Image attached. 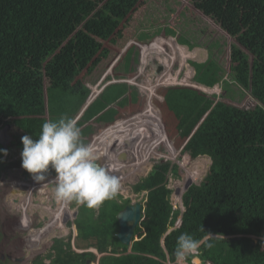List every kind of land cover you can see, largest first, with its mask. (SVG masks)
<instances>
[{"label": "trees", "instance_id": "obj_1", "mask_svg": "<svg viewBox=\"0 0 264 264\" xmlns=\"http://www.w3.org/2000/svg\"><path fill=\"white\" fill-rule=\"evenodd\" d=\"M168 1L163 3L167 5ZM190 2L233 39L225 79V69L218 63L225 52L222 36L211 38L206 32L187 36L191 40L185 35L184 39L177 36L179 44L192 43V47H202L209 54L204 65L196 63L195 79L208 87L223 82V97L231 101L240 102L249 92L255 103L242 108L212 101L205 106L206 116L200 114L183 137L188 139L181 153L192 159L207 156L212 160L206 177L184 193L183 212L171 205L173 191L168 187L170 176L179 178L178 165L157 163L147 177L133 186L134 192L146 191V195L142 199V218L135 229L138 239H133L130 247L116 237V216L130 204V199L117 195L96 209L72 202V206H78V214L69 226L76 227L77 247L85 252H75L70 239H55L51 248L54 253L47 256L50 264H91L96 260L98 264H173L176 239L185 232L197 239L206 233L221 235L212 241L213 247L201 245L198 257L204 262L264 264V248L255 245L252 238L264 237V0ZM139 3L140 0H0V127L9 126L4 145L0 144V149L8 152L7 156L0 154L1 166H21V158L8 161L16 151L21 154L24 135L35 139L45 121L62 115L74 118L81 111L91 93L87 83L96 84L102 78L105 69L102 73L97 70L110 58L111 50L104 43L122 46L128 40L124 29ZM204 35L208 41L202 40L209 46H197ZM130 53L127 51L115 66V79H126L129 72L123 67H129ZM110 79L111 76L106 80ZM135 87L111 84L89 106L78 122L85 144L93 133L92 126L86 123L111 104L124 106L129 98L139 101ZM187 89L179 104L195 99L192 89ZM146 117L149 122L144 125V134L153 140L156 150L166 148L167 123L161 127L160 113L152 105ZM150 121L156 126L153 131ZM128 122L110 126L127 129ZM112 130H104L101 137ZM54 176L50 170L48 178ZM180 216L181 226L174 228ZM170 228L173 229L169 231ZM91 248L103 256L97 259L96 254L86 251ZM33 264L45 263L41 259Z\"/></svg>", "mask_w": 264, "mask_h": 264}, {"label": "rangeland", "instance_id": "obj_2", "mask_svg": "<svg viewBox=\"0 0 264 264\" xmlns=\"http://www.w3.org/2000/svg\"><path fill=\"white\" fill-rule=\"evenodd\" d=\"M164 0H140V3L138 4L137 10L135 13L131 14V22L128 24V26L124 29V33L128 37V40L122 45V46H116L111 45L108 41L104 43L105 47L111 50L110 58L103 62L101 64V67H99L98 71L104 70V72L101 74L102 78H105V80L111 76L112 78L115 77L113 73V66H116L118 62L122 59V57L125 56L127 51H130V61H129V67L126 65L124 70L129 72L126 76L127 79L125 80H132L135 79L136 76H139L137 81H135V84H132L136 86L135 88L138 89L139 93V101L132 102L129 98V102H127L124 106L120 105L118 103L111 104L107 108V110L104 111L103 117L100 118V122L97 123L94 120H92L88 125L92 126L93 133L88 139V145H91L93 148L94 154L97 156L99 162L107 168L110 163H112L114 170L112 168L108 169L110 173H117L119 178H123L121 180V188L118 193V195L122 196L124 199L128 198L131 200V202H142V194L134 193L132 190V187L134 183L136 184L140 178H145L148 173L152 170V168L157 163H176L178 165V173L179 178H175L173 176H170L169 178V185L168 187L172 189V195H171V205L174 209H179L181 212L184 211V206L182 202V197L184 193L188 190L189 186L192 184H200V182L206 177L212 160L207 156H200L196 159H192L189 154H183L181 153V149L184 147L185 143L187 142V139H183L184 136H187L189 130L193 126V123L198 119V116L202 114L203 118L206 116L205 106L211 104V102L221 100L223 102H226L228 104H232L235 106H239L242 108H248L252 106L255 101L251 98L249 92H246L247 95L243 98L242 101L236 102L229 100L226 96L223 97V89H222V83H216L214 86H200L199 81H197L195 78V69L192 68V63H194V67L196 66V63H199L202 58L196 60L194 58H191L190 61L188 57H185V55H181V51H179V46L177 43V36L179 37L182 35V39H184V35L186 36V39H190L187 36L193 37L194 33H197L199 36V32H206L207 35H210L211 38L213 37H220L222 39V43L225 46V52L220 55L218 63L221 64L225 69V76L226 79L228 76L230 69V46L233 42V39L228 36L225 32L221 30V28L216 25L210 18L203 16L198 10L194 8L190 0H169L167 2V5L163 3ZM141 24V25H140ZM144 24V25H143ZM149 24H152L153 26L150 27ZM175 30V33H170L168 30ZM204 37L200 39V41L197 44V46H205L208 47L209 44L203 42L202 39L208 41ZM163 42H162V41ZM165 42V44H164ZM160 45L162 46L166 53L160 54L161 47L155 46ZM180 44L182 47H186L188 50L196 51L194 47L191 46V44L188 43H182L180 41ZM154 45L153 48H149L147 46ZM170 48H169V47ZM172 46L175 47V49H172ZM190 46V47H189ZM147 47V54L144 52L145 48ZM155 47V49H154ZM159 47V48H158ZM156 48L158 50H156ZM168 48V49H167ZM154 49V50H153ZM162 51V50H161ZM186 52V50H185ZM180 53V54H179ZM200 56V55H199ZM160 57L162 62H160ZM185 57V58H184ZM177 60L173 62V60ZM209 54L208 57L203 62V65L209 60ZM199 61V62H198ZM166 62V63H165ZM167 62H171V65L173 66V74L172 79L161 80V75H165L166 65H168ZM165 63V64H164ZM184 63L183 66L181 64ZM187 64V67H184ZM201 64V63H199ZM161 68V72L160 68ZM213 70V69H212ZM216 70H214L215 72ZM159 73V74H158ZM197 73V70H196ZM84 73H82L83 75ZM82 75L80 76L82 78ZM104 76V77H103ZM167 77V76H166ZM101 78V79H102ZM96 82V84L87 83V86L91 89V93L93 96L90 98L89 102L93 100L95 95L100 94L104 83L105 84H112L111 81L106 80V82H103L101 86H99V83L101 81ZM160 79V80H157ZM113 80V79H111ZM117 83L116 81H114ZM119 83V82H118ZM139 84V86L137 85ZM145 87L152 88L153 93L155 95L148 93V91L145 90ZM134 88V89H135ZM187 88H191L192 91L195 93L194 100L190 102L189 104H179L178 100L180 96H182L184 91L188 90ZM183 93V94H182ZM181 94V95H180ZM150 104L154 107L156 111L160 113L161 121L159 124L163 127L164 123H167L168 127L164 129V132H167L168 135V141L167 144H163L166 146V148H162V146L158 150H154L150 156H146V159L148 158L147 163H140L139 166H142L141 171H136L135 174H133L130 178L125 179V175L132 170L136 169V162L133 161V156H130L127 160L118 159V162L116 159L112 158L111 156H107V153L109 154L110 150L106 148L104 151L102 150H95V148L102 147L101 141L99 140L98 134L101 130V128L104 126V121H107L105 119L106 115L114 116L118 115L117 119L118 121H129L127 125L129 127L127 129H121L118 130V128H114L110 132V134L114 135L118 133L119 138H123L124 136L121 135L122 133H127L125 137L130 136L129 135V128L132 127L135 128L134 131L138 132V127L136 128L134 126V123L139 126H148L147 117H141L138 121L136 117L140 114H144L147 110H149ZM140 115V116H142ZM144 116V115H143ZM81 119L77 120V123L80 122ZM95 122V123H94ZM115 122V121H114ZM113 122V123H114ZM149 125L152 128V131L154 130L153 122L150 121ZM86 125V124H85ZM145 125V126H144ZM1 128V127H0ZM103 131V129L101 130ZM141 135L138 136V133L136 134V137L139 138H145L149 140V138L142 132L139 131ZM152 133V132H151ZM165 134V133H164ZM111 137V136H110ZM109 137V138H110ZM108 138V139H109ZM118 138V141H121ZM153 141V140H152ZM150 141H146V144L141 146L139 149L146 148ZM136 143L133 141L131 144V147L133 149V152L136 150ZM169 145V148L167 147ZM138 149V148H137ZM103 152V154H101ZM146 153L148 151H145ZM136 154V153H134ZM15 156L17 159L21 158L19 156L20 154L17 153ZM106 160L103 159L106 157ZM116 156V155H114ZM143 158V157H141ZM123 162V163H121ZM145 162V160H144ZM123 165H125L123 167ZM16 164H8L5 167H1L0 165V186L1 184H5V187L0 188V193L2 192L3 188L7 190L8 194L5 199L3 198V195H0V199H2L3 203L6 201V209L9 212V216L12 218H18L19 221L23 217V212L21 211V207L29 205L30 208L28 209V219L32 221V224L28 230V235L33 234L35 228L41 227V229H50V227H57V225L52 223H57L56 220V209L60 205V203L55 199L54 193H53V186L48 187L47 192H44L45 190L38 193V190H33L32 193L29 191H25V189H19L12 187V184L9 179L8 172H12L11 175L13 178L18 176L19 171L21 169H16ZM19 166V165H18ZM14 168V169H12ZM16 171V172H15ZM23 176L18 177L17 180H22ZM36 181H33L31 186L35 184ZM12 189H14V192L17 190L18 193H20L21 197L26 198L29 196V198L24 202L22 201L19 204V207L12 208L9 203H14L15 197H12V200H10L9 193L12 192ZM41 189V187L39 188ZM17 193V192H16ZM14 195V193H13ZM1 201V200H0ZM35 208H34V207ZM36 206L39 207V209L47 208L48 212L45 215H41V211L36 209ZM53 207L50 210V207ZM79 206V205H78ZM78 206H72V202L67 204V211L64 209L66 208L61 205V208H63L62 213L60 215L61 219L64 221L65 231L63 234L50 237V239L45 240L44 232H42L41 229H38L39 235L36 237V243H40L41 247L37 248L35 246V241L33 239H30L29 243L24 245L23 249L24 255H21L19 253L11 252L7 253L6 246H3L2 249L5 253H3V256L6 258V261L2 264H15L19 263V259L21 257L25 256L26 263L27 264H33L36 260L45 259L44 256L47 255L50 252V247L53 243L54 239L61 238L65 242H67L69 239L72 243V248L77 253L85 252V249H79L77 247L76 239L74 240V237L77 234V230L75 226L69 227L68 223L73 222L74 219H76V213L78 210ZM3 210L2 205H0V212ZM55 216V220L52 222L49 216ZM30 222V221H29ZM178 223H180V218L177 219L176 225L174 227H179ZM30 225V223H28ZM48 224V225H47ZM47 225V226H46ZM54 227V228H55ZM12 230L18 231V234H15L14 231L11 232V236L8 237V239H13L14 237L22 238L23 234L19 231V226H15L14 224L10 227ZM172 229V228H170ZM43 234V238L42 234ZM57 233V232H56ZM254 240L255 245L260 246L262 242V238L264 237H252ZM23 239V238H22ZM40 239L42 242H39ZM134 239H138V236L135 235ZM24 243V241H23ZM12 244L14 245V242L12 240ZM32 249V250H31ZM95 253V249H90ZM50 254L54 253V250H51ZM89 251V250H86ZM97 255V259L102 257L103 255L98 253L96 251L95 253ZM41 257V258H40ZM49 259L45 260V263H48ZM91 264H98L97 260L95 262H92Z\"/></svg>", "mask_w": 264, "mask_h": 264}, {"label": "clouds", "instance_id": "obj_3", "mask_svg": "<svg viewBox=\"0 0 264 264\" xmlns=\"http://www.w3.org/2000/svg\"><path fill=\"white\" fill-rule=\"evenodd\" d=\"M176 44L179 46L178 49L179 51L183 50L182 51L183 53L181 52V55L190 54L188 56L189 60L187 61H190L191 58L196 59V56L192 55V53H194L195 51H192L190 49L188 50L186 47H182V45L179 44L178 42ZM154 45L160 46L156 44ZM162 49L164 48L162 47ZM184 50H186V52H184ZM114 67L115 66H113V68ZM191 67L195 69L194 66ZM195 76H196V69H195ZM111 79L115 80L114 77L113 78L111 77ZM111 79L109 81H111L112 84H115V82ZM104 80L105 78L101 79L100 85L103 84ZM116 82L118 83L119 81ZM119 83H127V82L120 81ZM127 84L132 85L135 83L131 84L129 82ZM109 85L111 84L108 85L106 84L104 89ZM199 85L202 86L203 84L199 83ZM104 89L100 92L99 96L102 94ZM90 97H91V93L87 98V100L85 101V103L88 102L89 106L99 98L98 96H96L93 98V100L89 102ZM79 113L74 118L69 117L67 115H62L56 120L45 121L41 126V131L38 137L35 139L33 138L32 135H24L22 137L23 148L21 152V159H22L21 166L24 169V175L22 180H17L16 182L13 183V186H15V188H19L23 190L25 189L27 192L31 190L32 192L33 190H37L36 189L37 187L38 188L41 187L42 190H45L44 189L45 187L43 188L44 185H47L46 188L52 187L54 185L52 190L54 193V197L58 202H62L64 204L75 202L76 204L83 205L88 209H96L99 206H101L105 201L112 200L117 197L121 188L120 178L116 175L111 174L108 171V169L99 162L97 156L93 152L92 146L85 144L82 141L81 129L78 126L77 120L82 119V116L84 114L82 116H78ZM103 113L104 111L99 116L94 117L92 120L99 123L100 118L103 117L104 115ZM117 116L118 115H114V116L106 115L105 119L107 121L104 122L108 124H104V126L101 128V130L103 129V131L100 130L99 134L102 135L104 130L113 129V127L110 126V124L116 123V126L119 125L121 121L120 120L118 121ZM2 128L4 127H1L0 130ZM134 129L135 128H133L131 125V127L129 128L130 136L123 138L118 137L124 143H119V145L117 146L114 152L116 156L113 157L111 155L112 151L109 154L107 153V156L108 157L111 156L112 158L116 159L118 155V159H123V160H127L130 156H133V161L137 163L135 171H138L142 169V166H139L140 163H147L148 158L145 159L143 157L145 152L143 149L145 148L139 149L138 147L139 149L138 154H134L135 152H133V149H131L130 145L133 143L131 142L133 133L135 135L137 133L138 135H141L139 131L135 132ZM121 147H123V149H121ZM123 153L126 155L125 158L120 156ZM0 154L7 156L8 152L5 149H0ZM8 162L11 163L12 160L10 161L9 159ZM16 167L21 168L20 166H16ZM50 170L55 173V176L53 178H48V173ZM25 171L28 172L29 174H26ZM130 172L132 173L129 174ZM133 172L134 170L129 171L128 175L131 176ZM26 175L28 176V179H25ZM33 181H36V183L32 185L34 186V188H32V186L31 187L29 186V184L30 183L32 184ZM142 192H144V196H145L146 191H142ZM142 192H140L139 194H141ZM144 196H142V199ZM14 197H15L14 199L15 206L19 205L22 201L25 202L29 198V196L26 198L21 197L20 193H18L17 190L14 192ZM179 218H180V225H179L180 227L181 216ZM29 221H30V225H29L30 228L32 221L30 219ZM38 229H41V227L35 228L33 232L35 233V231ZM172 229H169V231ZM28 230H23L21 227L19 228V231L23 234L24 239L34 240L35 235L32 236L28 235L29 234ZM202 231L204 230L202 229ZM219 236L221 235L213 236L210 233H206V236L204 238L197 239L193 235L187 232L181 233L176 239L175 249L173 253L174 264H187L189 257L197 253L200 250L201 245H204L207 248H211L214 246L212 241H214ZM40 242H42L41 239ZM261 248H264V238H262ZM88 250L89 252L94 253L90 249ZM94 251L96 253L97 250L95 249ZM198 255L199 253L197 255H193L191 260L194 259L197 262H202L203 264H205V262L202 261L198 257Z\"/></svg>", "mask_w": 264, "mask_h": 264}, {"label": "flooded vegetation", "instance_id": "obj_4", "mask_svg": "<svg viewBox=\"0 0 264 264\" xmlns=\"http://www.w3.org/2000/svg\"><path fill=\"white\" fill-rule=\"evenodd\" d=\"M130 93V92H129ZM131 100V99H130ZM132 101V100H131ZM121 157H123V158H125L126 157V155L123 153V154H121L120 155ZM116 160H118V155H117V157H116ZM121 163H123V162H121ZM125 165H123V167H124ZM21 168H22V166H20ZM15 168H16V166H15ZM107 168L108 169H110L109 168V166H107ZM115 169V168H114ZM114 169H112V170H114ZM111 174H113V175H116V176H118V174L117 173H111ZM149 174V173H148ZM131 176L130 175H128V173L125 175V179H127V178H130ZM147 177V176H146ZM142 178H140L139 180H138V182L141 180ZM121 180H123V178H120V181ZM137 182V183H138ZM136 183V184H137ZM11 184L13 185V183L11 182ZM135 183H134V185H136ZM2 185H4V184H1V186H0V188L2 187ZM133 185V186H134ZM132 190H133V187H132ZM26 191V190H25ZM134 192V191H133ZM13 193H14V189H12V192H10L9 193V195H10V200H12V197H14V195H13ZM134 193H136V192H134ZM7 194H8V192H7V190L6 189H4L3 188V190H2V192L0 193V195H3V198L5 199V197H7ZM137 194H139V193H137ZM142 194V196H144V192H142L141 193ZM124 199V198H123ZM126 199H128V198H126ZM125 199V200H126ZM1 201H0V205H2V208H3V210L0 212V264H2L3 262H5L6 261V258L3 256V253H5L4 252V250L2 249V247L3 246H6V248H7V253H11V252H17V253H19V254H21V255H24V251H23V249H25L24 248V245H26V244H28L29 243V241H30V239H24V237H22V238H20V237H18V238H16V237H14L13 239H8V237H7V235L10 237L11 236V232L12 231H14L15 232V234H18V231H16V229L15 230H12L10 227L14 224L15 226H19V224L21 225V226H19V228L21 227L23 230H28V228H29V224L28 223H30L29 222V219H28V209L30 208V206L29 205H27V208H22L21 207V211L23 212V217L21 218V220L19 221V219L18 218H12L11 216H9V212H8V210L6 209V204L5 203H7L6 201H4V203H3V201H2V199H0ZM60 203V205L58 206V209H57V211H56V213H55V215L57 214V212L59 211V210H63V208H60V206L62 205L63 207H65V205H66V208H64L66 211H67V204H64V203H62V202H59ZM9 205L12 207V208H17V207H19V205H16L15 206V202L14 203H9ZM79 205V204H78ZM77 207V206H76ZM35 208V207H34ZM53 207L51 206L50 207V210L52 209ZM36 209H38L37 207H36ZM54 209V208H53ZM41 211V215H45L47 212H48V209L47 208H44V209H42V210H40ZM77 214H78V210H77V213H76V217H77ZM49 218L50 219H53V220H51L52 222L54 221V219H55V216H49ZM75 220V219H74ZM74 222V221H73ZM72 222V223H73ZM56 225H57V227H52V228H50V229H48V230H46V229H44V230H42V232H44L45 234H47L45 237V240L47 239H50V237H54L55 235H56V233H54L53 231L54 230H57V231H65V227H64V222L63 223H61V222H58V223H56ZM42 234V233H41ZM32 235H35L34 236V241H35V243H36V237L39 235V231H35V233H33V234H31V236ZM60 235V234H59ZM57 236V235H56ZM41 239H44L43 238V234H42V237H41ZM12 240H13V242H14V245L12 244ZM23 241H24V243H23ZM40 242V241H39ZM53 244H54V240H53V243H52V245H51V247L50 248H52V246H53ZM35 246L37 247V248H40L41 247V245H40V243H36L35 244ZM26 250V249H25ZM32 250V249H31ZM50 252H52L51 251V249H50ZM50 252L47 254V255H45L44 256V258L45 259H43V261H44V263H45V260H47V259H49V258H47V256L50 254ZM41 258V257H40ZM42 259V258H41ZM40 259V260H41ZM26 258H25V256H23V257H21V259H19V263H15V264H27L26 263ZM45 264H50V259H49V262L48 263H45Z\"/></svg>", "mask_w": 264, "mask_h": 264}, {"label": "water", "instance_id": "obj_5", "mask_svg": "<svg viewBox=\"0 0 264 264\" xmlns=\"http://www.w3.org/2000/svg\"><path fill=\"white\" fill-rule=\"evenodd\" d=\"M125 82L129 83V81H125ZM88 107H89L88 102L84 103L83 108L78 116H82ZM8 129L9 126H5L0 130L1 145H4L5 138L7 137L8 134ZM135 139L138 140L141 139V137L137 138L136 135L133 133L131 142L135 141ZM118 145H119L118 142L114 138L108 139V142L106 143V147L110 150L109 152L112 151L111 155H115L114 152ZM121 149H123V147H121ZM112 165L113 164L110 163V168L113 169L114 167ZM25 179H28L27 175L25 176ZM142 208H143V204L141 202H131L130 204L126 205V207L122 211H120L116 216L117 221L119 223V230L116 233V237L121 244L127 247H130L132 245V240L135 238V229L140 223L142 218V213H143Z\"/></svg>", "mask_w": 264, "mask_h": 264}, {"label": "bare ground", "instance_id": "obj_6", "mask_svg": "<svg viewBox=\"0 0 264 264\" xmlns=\"http://www.w3.org/2000/svg\"><path fill=\"white\" fill-rule=\"evenodd\" d=\"M161 41H162V40H161ZM162 42H163V41H162ZM164 44H165V43H164ZM158 48H159V47H158ZM172 49L174 50L175 47L172 46ZM200 53H201V52H200L199 50H196L194 53H192V55H195V56H196V59H200V56H199ZM184 55H185V57H188L190 54H184ZM185 57H184V58H185ZM150 106H151V104H150ZM150 106H149V108H150ZM148 111H149V110H147V111L143 114L144 116L141 114V115H142L141 117H146ZM141 117H140V118H141ZM140 118H139V119H140ZM134 126H135V123H134ZM135 127H136V126H135ZM137 127H138L139 131H142V132L144 133V127H143V126H140V125H139V126H137ZM137 127H136V128H137ZM20 134H21V133H20ZM20 134H19V135H20ZM126 134H127V133L125 132V133H122L121 135H123V136L125 137ZM19 135H18V136H19ZM110 136H111V137H110ZM109 137H110V138H114V139L118 142V144H119V143H124L123 141H118V133H116V134H114V135H112V134L109 133V134H107L106 136H103V137H101V138L99 139V140H102V141H101V143H103V144H102V147L95 148V150H102V151H104V150L107 148V147H106V143L108 142V138H109ZM148 138H149V137H148ZM146 141H150V142L148 143V145L146 146V148L143 149L144 151H148L147 153L144 152V156H143V157H144L145 159H146V156H147V157H148V156L151 157L152 155H150V154H151L152 152H154L153 149L155 150V148H154V146H153V142H152V140H151V139L147 140V139H145V138H142V139H138V140H136V143H134V144L136 145V150H135L134 152H135L136 154H138V150H139V149H137L138 146H139V148H140L141 146H143V145L146 143ZM124 145H125V144H124ZM151 151H152V152H151ZM101 154H103V152H101ZM103 159H105V161H107V160H106V157L103 158ZM142 169H144V168H142ZM142 169H141V170H142ZM110 170H111V169H110ZM141 170H140V171H141ZM131 173H132V172H130L129 174H131ZM135 173H136V171L134 170L133 174H135ZM133 174H132V175H133ZM132 175H131V176H132ZM39 188H40V187H39ZM39 188H38V187L36 188V189L38 190V193L41 192V191H43L42 188H41V189H39ZM46 189H47V188H46ZM44 192H47V190H45ZM33 207H34V206H33ZM36 207L38 208L37 210H39V211L41 210V209H39L38 206H36ZM22 208H27V206H26V207L23 206ZM60 208H61V206H60ZM57 209H58V208H57ZM57 209H56V211H57ZM61 213H62V210H59V211L57 212V214H56V217H57V218H56L57 223H58V222H61V223L64 222V221L61 219V217H60ZM54 220H55V219H54ZM56 220H55V221H56ZM52 224L55 225L56 223H52ZM64 227H65V226H64ZM50 228H52V227H50ZM53 232H54V233L57 232L56 235L63 234L62 231L54 230ZM44 235L46 236L47 234L44 233ZM56 235H55V236H56Z\"/></svg>", "mask_w": 264, "mask_h": 264}, {"label": "built area", "instance_id": "obj_7", "mask_svg": "<svg viewBox=\"0 0 264 264\" xmlns=\"http://www.w3.org/2000/svg\"><path fill=\"white\" fill-rule=\"evenodd\" d=\"M156 50H158V49H156ZM161 53H164V54L166 53V57H167V52H165L164 49H163L162 51L160 50V54H161ZM157 58H160V57H157ZM176 60H177V58H176L175 60H173V62H175ZM160 62H162L161 58H160ZM165 63H166V62H165ZM165 63H164V64H165ZM167 63H168V65H166L167 68H166V70H164V71H165V75H164V74L161 75V77H160L161 80H162L164 77H165L164 79H166V80H170V79L173 78V77H172V74L174 73V72H173V66L171 65V62H167ZM183 65H184V63L181 64V66H183ZM184 67H187V64H186ZM159 68H160V67H159ZM159 72H161V68H160V71H159ZM158 74H159V73H158ZM166 76H167V77H166ZM138 78H139V76H136L135 79L133 78L132 80H125V79L116 80V79H115V80H113V81H119V82H120V81H123V82H124V81H129V82L132 84V83H135V81H136ZM157 80H160V79H157ZM100 84H101V83H99V86H101ZM137 85L139 86V84H137ZM105 86H106V84L103 85L102 90L104 89ZM102 90H101V91H102ZM145 90L148 91V93H150V94H152V93L154 92V91H152V88H148V87H145ZM91 92H92V91H91ZM153 95H155V93H153ZM92 96H93V94L91 93V97H92ZM96 96H98V95H95L94 97H96ZM91 97H90V98H91ZM101 136H102L101 134H98V137H99V138H101ZM29 186L31 187V184H29ZM44 187L46 188L47 185H44L43 188H44ZM32 188H34V186H32ZM45 188H44V189H45ZM29 192L32 193L31 190H30ZM67 204H68V203H67ZM175 225H176V223H175ZM178 225H180V223H178ZM198 253H199V251H198L197 253L193 254V255H197ZM167 264H172V263L168 262ZM173 264H174V263H173ZM187 264H203V263H202V262H197V261H195L194 259L191 260V261L188 259ZM205 264H210V262H209V261H205Z\"/></svg>", "mask_w": 264, "mask_h": 264}, {"label": "crops", "instance_id": "obj_8", "mask_svg": "<svg viewBox=\"0 0 264 264\" xmlns=\"http://www.w3.org/2000/svg\"><path fill=\"white\" fill-rule=\"evenodd\" d=\"M169 48H170V47H169ZM167 49H168V48H167ZM194 49H195V50H199V51H201V53H200V57L202 58V60H201L200 62H204L205 59L208 57V52H207V50L204 49V48H202V47H194ZM184 52H185V50H184ZM182 53H183V52H182ZM198 62H199V61H198ZM200 62H199V63H200ZM17 153H18V152L16 151L15 156L18 157V155H16ZM15 156H14V158L10 159V161L12 160L11 163H13V162L17 159V157H15ZM19 156H21V154H20ZM112 156L115 157L114 155H112ZM1 167H2V166H1ZM12 169H14V168H12ZM16 169H21V170L19 171L18 176H16L15 178L12 177V175H11L12 172H11V171L8 172L10 182L12 181V183L16 182L17 179H18V177L24 175V169H23V168H16ZM15 172H16V171H15ZM2 184H3V183H2ZM3 186L5 187V184L2 185V187H3ZM12 187H14V189H15V186L12 185ZM19 226H21V225L19 224Z\"/></svg>", "mask_w": 264, "mask_h": 264}]
</instances>
